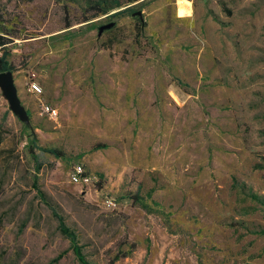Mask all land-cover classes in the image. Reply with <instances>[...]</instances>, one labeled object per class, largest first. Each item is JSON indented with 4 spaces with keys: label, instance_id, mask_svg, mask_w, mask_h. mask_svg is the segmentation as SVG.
Here are the masks:
<instances>
[{
    "label": "rangeland",
    "instance_id": "obj_1",
    "mask_svg": "<svg viewBox=\"0 0 264 264\" xmlns=\"http://www.w3.org/2000/svg\"><path fill=\"white\" fill-rule=\"evenodd\" d=\"M118 1L0 0V264H80L36 188L88 264H264V0Z\"/></svg>",
    "mask_w": 264,
    "mask_h": 264
},
{
    "label": "trees",
    "instance_id": "obj_2",
    "mask_svg": "<svg viewBox=\"0 0 264 264\" xmlns=\"http://www.w3.org/2000/svg\"><path fill=\"white\" fill-rule=\"evenodd\" d=\"M134 1H136V0H125V3L129 4V3L134 2ZM102 2H103V0H102ZM102 2H100V3L102 4ZM98 4H99L98 1L94 2L93 7L97 8L98 11L102 14H105L107 12L106 11L107 8L111 7V6L103 5V4H102V6H99ZM120 6L121 5H120V2L118 0H113L112 7H115V9H118V8H120ZM119 11L130 12L131 14L137 13L136 10H134L133 8H130V7H126L124 9L119 10ZM86 20H88V19H85L84 21H86ZM68 26L69 25H66L65 27H68ZM7 42H9L8 38L0 30V49H2V52L0 54V71L11 70V66L5 60L6 51L3 50V48L5 47V44ZM36 141H37V138H36L35 133L30 132V136H29L30 145L27 146V150L31 153V155H32L31 158L33 159V161H36V158L32 153V148L38 149L42 152L49 153V154L53 155L54 157H60L62 155V153L59 149L54 148V147H41V146L36 144ZM105 147H106V144H104V143H96L95 145H93L91 147V149L94 150V149H100V148H105ZM35 166H36L35 168L38 169V165L36 164ZM32 184H33V186H35L34 180H32ZM36 194H37L38 198L46 206H48L51 209L52 215L56 218V220L58 222L57 223L58 230L61 233V235H63L64 237H66L68 239L70 249H71L74 257L76 258V260L80 264H88L87 260L85 259L84 255L81 252V246L77 243L75 233L72 230H70L67 226L64 225L61 216L59 214H57V212L49 204L48 200L46 199L45 194L41 190H39L38 188H36ZM131 199L133 201L135 200V202H139V206L142 209L146 210V205L140 202V199H139L137 194H133L131 196ZM151 203H154V202H151ZM261 233H264V231H261ZM132 247H134V244L130 243L129 244V250L123 251V252L122 251L116 252L114 254L112 260H117L119 257L126 256ZM58 257H60V254H58L56 257H54L51 261H55Z\"/></svg>",
    "mask_w": 264,
    "mask_h": 264
},
{
    "label": "built area",
    "instance_id": "obj_3",
    "mask_svg": "<svg viewBox=\"0 0 264 264\" xmlns=\"http://www.w3.org/2000/svg\"><path fill=\"white\" fill-rule=\"evenodd\" d=\"M30 88L32 89V91L33 90L36 92L40 91L38 86L34 83L30 84ZM40 110H41V112L48 114V116H50V117L55 116V110L53 108L47 106L46 104L41 103L40 104ZM70 179L73 182H82L85 184L90 183V181H91V177L85 173L81 164H75L74 165V167L70 173ZM107 204H110L113 206V203L110 200L107 201Z\"/></svg>",
    "mask_w": 264,
    "mask_h": 264
},
{
    "label": "water",
    "instance_id": "obj_4",
    "mask_svg": "<svg viewBox=\"0 0 264 264\" xmlns=\"http://www.w3.org/2000/svg\"><path fill=\"white\" fill-rule=\"evenodd\" d=\"M138 13V12H137ZM0 89L2 90V94L8 101V103L14 107L16 112H20V108H18L14 102V85L12 82V75L10 70L0 71Z\"/></svg>",
    "mask_w": 264,
    "mask_h": 264
}]
</instances>
